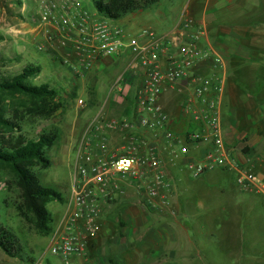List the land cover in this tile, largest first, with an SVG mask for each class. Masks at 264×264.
<instances>
[{"label": "rangeland", "instance_id": "1", "mask_svg": "<svg viewBox=\"0 0 264 264\" xmlns=\"http://www.w3.org/2000/svg\"><path fill=\"white\" fill-rule=\"evenodd\" d=\"M52 1L0 0V78H11L30 65L39 66L40 72L29 77L27 82L33 86L48 85L50 89L58 90L59 97L54 102L61 105L49 117H42L31 111L32 104L25 97L0 93V115L4 119L17 121L21 130H15V135H22L26 139L35 140L43 131L60 132L59 142L45 151L51 161L50 166L47 169L36 167L35 171L43 185L55 188L63 198L62 201L56 200L47 204L53 218L52 230L48 235L40 234L32 215L24 217L18 210L21 203L20 191L14 183L12 173L7 169H0V229L4 228L13 233L21 247L20 256L17 258L8 257L0 249V264H63L52 254L51 242L53 234L62 230V222L70 210L66 198L75 168L76 151L96 107L104 103H108V106L116 105L118 93L110 92V89L121 74H128V61L116 59L110 62L108 57L100 59L98 71L91 68L86 73L76 72L74 56L49 35L52 32H48L46 37L39 34V31L46 28L53 29L49 19L42 20L44 7ZM81 1L87 11H94L91 0ZM189 1L158 0L156 4L139 12L122 16L116 24L130 36L142 35L145 30L161 36L177 26L183 16L188 17L183 12V7ZM258 19L264 21V14L260 13ZM254 55L241 63L230 61L224 64L222 61L223 65L218 71L224 73L231 83L234 74L245 71H240V67L248 65L251 70L247 73L250 72V77L259 79L248 80L249 84L245 85L235 82V85L244 95H257V100L261 103H258L259 112L251 110V115H247L248 119L252 118V124L242 123V127L249 131V137L259 136L260 143L252 150L248 146L241 147L240 154L245 156L246 166L264 177L258 170V166L264 164V120L261 118L264 116V61L255 64L253 68L254 58H257ZM204 69L211 73L212 65L209 64ZM134 86L135 84L131 93ZM120 87L124 89L125 84L121 82ZM119 95L123 96L124 93ZM80 100L83 107L79 105ZM252 102L256 103L255 99ZM222 104L224 107V98ZM237 112H242V109ZM223 114L225 126L222 131L230 129L231 126L227 123L229 116L231 117L227 107ZM233 116L237 119L238 115ZM182 144L183 141L174 150L183 169L177 178L182 187L181 199L185 204L186 216L181 215L182 212L178 215L185 222L187 235L192 240L187 252H203L211 259L200 264H248L249 259L255 261L254 264H264V198L254 192L242 190L236 184L235 173L232 171L228 173L215 170L193 178L191 170L185 164L195 158L197 150L189 147V153L184 159L178 153ZM137 195L140 196L138 192ZM249 254L260 255L254 258L255 256L249 257ZM138 257L134 259L141 260L139 264H145V258ZM72 264L86 263L82 257L75 256Z\"/></svg>", "mask_w": 264, "mask_h": 264}, {"label": "built area", "instance_id": "2", "mask_svg": "<svg viewBox=\"0 0 264 264\" xmlns=\"http://www.w3.org/2000/svg\"><path fill=\"white\" fill-rule=\"evenodd\" d=\"M77 9L76 0H53L44 7L42 20L53 21V37L74 56L76 72H88L102 58L128 61L126 70L134 80L126 81L124 72L110 92L118 93L116 104L131 105L133 118L97 115L88 121L66 202L70 210L62 230L53 234L52 254L63 264H72L75 256L84 259L87 237L98 227L99 201L117 197L123 192L122 185L139 193V204L145 209L168 204L166 193L174 189V183L159 143L174 147L183 141L178 153L184 159L189 147L197 150V157L186 163L193 178L217 169L232 171L242 190L264 198V177L238 163L224 141L225 74L218 71L222 60L204 42L202 24L183 16L164 35L145 30L142 35L130 36L117 20ZM209 64L211 73L204 69ZM169 95L178 97L177 118L185 127L181 131L171 128L175 120L163 105ZM79 105L84 106L81 100ZM110 132L118 133L119 141L110 142Z\"/></svg>", "mask_w": 264, "mask_h": 264}, {"label": "crops", "instance_id": "3", "mask_svg": "<svg viewBox=\"0 0 264 264\" xmlns=\"http://www.w3.org/2000/svg\"><path fill=\"white\" fill-rule=\"evenodd\" d=\"M76 1L80 6L77 10L86 8L81 0ZM183 12L196 23L202 24L206 33L204 41L206 46H209L224 64L230 61L241 63L251 59L254 54L257 58H254L253 68L255 64L264 61V21L258 19L260 13L264 14V0H190L183 7ZM49 24L53 29L46 28L39 31L41 36H48V32H52L49 35L53 36L56 27L53 21ZM116 59L120 58L109 57L108 60L111 62ZM100 65L101 60L94 64L93 70L98 71ZM241 69L246 72L234 74L231 83L225 78L222 128L225 126L223 114L225 107L231 113L227 121L231 126L230 129H223L222 133L226 145L232 150V157L238 163L245 164L246 158L240 154L241 147L248 146L252 150L261 139L254 135L249 137V131L242 127V123L252 124V118L248 119L247 115H251V110L260 111L258 103L259 105L261 103L258 102L257 95H244L235 85V82L245 85L249 84L248 80H259L251 78L250 72L247 73L251 70L248 65H243L240 71ZM125 75L126 81L133 79L129 73ZM257 84L260 85V82ZM252 99H255L257 104H253ZM177 100V96L169 95L163 99V105L175 120L171 128L174 131H181L185 127L177 118ZM238 109H242V112H237ZM94 113L93 117L103 115L107 118L128 120L133 118V108L129 103L112 106L104 103L96 107ZM234 114L238 115L237 119ZM261 118L264 120V116ZM109 137L112 143L119 141V134L116 132H110ZM165 144L159 143V150L168 175L174 183V189L166 193L168 204L156 209H145L139 204L137 192L125 185H122L123 192L114 199L99 201L98 227L87 237V253L83 259L86 264H139L141 260L136 261L134 259L136 256L145 258V264H200L204 260L211 261L203 252L196 254L187 252L192 240L187 235L185 222L181 217V215L186 216V211L181 199L182 187L178 184L177 178L183 169L180 166L181 161L176 159L175 146ZM194 156L197 157V152ZM78 157L76 151V160ZM252 157L256 158L255 155ZM76 160L74 172L77 166ZM217 170L230 173L224 169ZM258 170L264 175V164L259 165ZM210 237L215 236L210 235ZM260 254H249V257L256 258ZM254 263L255 261L249 259L248 264ZM207 264L213 263L207 262Z\"/></svg>", "mask_w": 264, "mask_h": 264}, {"label": "trees", "instance_id": "4", "mask_svg": "<svg viewBox=\"0 0 264 264\" xmlns=\"http://www.w3.org/2000/svg\"><path fill=\"white\" fill-rule=\"evenodd\" d=\"M94 11L103 17L118 20L129 13L139 12L146 7L156 4L158 0H91ZM39 66H27L21 73L11 78H0V93L14 96L19 95L31 102V111L39 116L49 117L61 105L54 99L59 97L56 89L48 85L33 86L27 79L37 73ZM16 119V118H15ZM15 130L21 127L17 121L4 119L0 115V169L9 170L16 187L20 191L21 203L18 206L20 214L34 218L36 229L40 234L48 235L52 230L53 218L47 204L52 201H62L61 193L55 188L41 183L35 168L47 169L51 161L46 156V150L55 146L60 140L58 130L43 131L37 139H26L15 135ZM0 249L10 258L20 256L21 247L13 233L0 229Z\"/></svg>", "mask_w": 264, "mask_h": 264}]
</instances>
